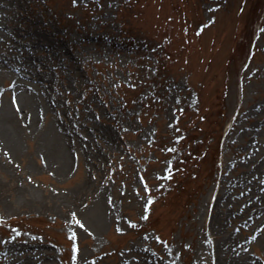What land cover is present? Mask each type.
Listing matches in <instances>:
<instances>
[{
	"label": "rangeland",
	"instance_id": "374dc122",
	"mask_svg": "<svg viewBox=\"0 0 264 264\" xmlns=\"http://www.w3.org/2000/svg\"><path fill=\"white\" fill-rule=\"evenodd\" d=\"M0 23L76 144L64 171L33 137L0 167V264H213L230 235L264 264V223L242 215L264 197V0H0Z\"/></svg>",
	"mask_w": 264,
	"mask_h": 264
},
{
	"label": "bare ground",
	"instance_id": "6f19581e",
	"mask_svg": "<svg viewBox=\"0 0 264 264\" xmlns=\"http://www.w3.org/2000/svg\"><path fill=\"white\" fill-rule=\"evenodd\" d=\"M3 30L1 29L0 33H6V36L13 32L11 29ZM33 52V47L25 43V46L19 47V53L24 59H18L16 56H9L5 42L3 40L0 42V167H7L12 162L21 138L33 137L43 158V164L39 167L64 171L70 164V157L74 154L76 144L73 139L75 138L73 134H70V124L56 120L53 115H49L48 121H42L50 108L54 107L55 99L41 87L45 85L47 79L27 69L28 60L31 59ZM231 184L235 188H241L244 194H253L257 191L252 187L248 188L241 179L231 180L229 185ZM77 195H73V202L77 201L74 197ZM262 196L263 193L259 194L254 198V203H249L252 206L254 204L255 209L252 208L249 213L248 208L242 214L250 219L258 214L261 220L256 227L264 223V206H262L264 197ZM63 201L70 204L71 198H64ZM63 201L60 204H63ZM35 203L37 201L33 200V204ZM218 205L221 206L220 222L225 215L235 210L233 207L235 201L225 191L222 190L220 193L219 189L209 206L211 210H215ZM97 209V222L111 215V207L106 201L98 202ZM216 231L215 227L210 229L206 240H210V234H215ZM209 245L212 247L213 264H251L246 253L237 250V247H242V243L234 236L230 235L224 243H209ZM20 263L22 262H17L16 255L6 262V264Z\"/></svg>",
	"mask_w": 264,
	"mask_h": 264
}]
</instances>
